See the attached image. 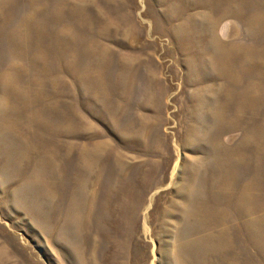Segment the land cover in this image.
<instances>
[{
    "label": "rangeland",
    "instance_id": "1",
    "mask_svg": "<svg viewBox=\"0 0 264 264\" xmlns=\"http://www.w3.org/2000/svg\"><path fill=\"white\" fill-rule=\"evenodd\" d=\"M0 264H264V0H0Z\"/></svg>",
    "mask_w": 264,
    "mask_h": 264
}]
</instances>
